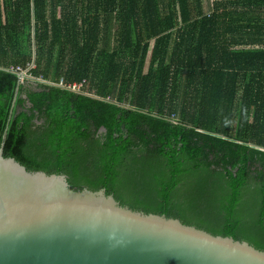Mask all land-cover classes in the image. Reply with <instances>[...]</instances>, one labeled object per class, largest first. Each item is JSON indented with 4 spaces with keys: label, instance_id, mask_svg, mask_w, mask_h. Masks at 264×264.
I'll use <instances>...</instances> for the list:
<instances>
[{
    "label": "trees",
    "instance_id": "1",
    "mask_svg": "<svg viewBox=\"0 0 264 264\" xmlns=\"http://www.w3.org/2000/svg\"><path fill=\"white\" fill-rule=\"evenodd\" d=\"M32 62L101 99L6 70ZM2 143L29 170L264 250V0H0Z\"/></svg>",
    "mask_w": 264,
    "mask_h": 264
},
{
    "label": "water",
    "instance_id": "2",
    "mask_svg": "<svg viewBox=\"0 0 264 264\" xmlns=\"http://www.w3.org/2000/svg\"><path fill=\"white\" fill-rule=\"evenodd\" d=\"M3 146L0 264H264V250L246 240L132 209L105 188H74Z\"/></svg>",
    "mask_w": 264,
    "mask_h": 264
},
{
    "label": "built area",
    "instance_id": "3",
    "mask_svg": "<svg viewBox=\"0 0 264 264\" xmlns=\"http://www.w3.org/2000/svg\"><path fill=\"white\" fill-rule=\"evenodd\" d=\"M35 68L34 62L29 63L26 68H23L21 66H14L11 65L7 67V71L17 73L19 76L20 81H30V82H40L44 83L48 86H55L63 90H68L70 92H75L79 94L89 95L93 96L95 98L101 99V97H98L94 92L89 91L87 89V81H67L63 77L60 78L58 81H54L51 78H45L42 75L35 76L32 72V70ZM110 97L106 98V100H109Z\"/></svg>",
    "mask_w": 264,
    "mask_h": 264
},
{
    "label": "crops",
    "instance_id": "4",
    "mask_svg": "<svg viewBox=\"0 0 264 264\" xmlns=\"http://www.w3.org/2000/svg\"><path fill=\"white\" fill-rule=\"evenodd\" d=\"M1 13H2V16H3V9L1 8ZM3 21H4V16H3Z\"/></svg>",
    "mask_w": 264,
    "mask_h": 264
}]
</instances>
